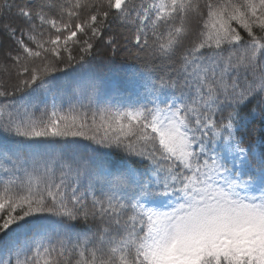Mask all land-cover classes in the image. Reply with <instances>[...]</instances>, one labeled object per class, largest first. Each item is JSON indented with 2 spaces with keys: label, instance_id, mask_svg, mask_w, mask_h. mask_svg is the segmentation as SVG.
<instances>
[{
  "label": "snow or ice",
  "instance_id": "1",
  "mask_svg": "<svg viewBox=\"0 0 264 264\" xmlns=\"http://www.w3.org/2000/svg\"><path fill=\"white\" fill-rule=\"evenodd\" d=\"M0 264H264V0H0Z\"/></svg>",
  "mask_w": 264,
  "mask_h": 264
},
{
  "label": "trees",
  "instance_id": "2",
  "mask_svg": "<svg viewBox=\"0 0 264 264\" xmlns=\"http://www.w3.org/2000/svg\"><path fill=\"white\" fill-rule=\"evenodd\" d=\"M117 63L121 65V67L118 70L120 71L128 70V64L121 62L119 58H117Z\"/></svg>",
  "mask_w": 264,
  "mask_h": 264
}]
</instances>
